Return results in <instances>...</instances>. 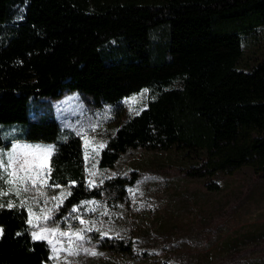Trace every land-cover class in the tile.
<instances>
[{
  "label": "trees",
  "instance_id": "1",
  "mask_svg": "<svg viewBox=\"0 0 264 264\" xmlns=\"http://www.w3.org/2000/svg\"><path fill=\"white\" fill-rule=\"evenodd\" d=\"M261 26L264 0H0V148L54 145L49 183L76 181L57 216L74 223L99 192L87 186L81 137L42 101L64 91L113 108L101 168L140 148L175 153L191 178L248 166L264 179V54L245 57L242 44ZM140 93L143 107L121 120L123 102ZM130 174L103 177L101 188L124 196ZM27 217L20 207L0 209V264L50 263ZM111 241L126 253L131 246Z\"/></svg>",
  "mask_w": 264,
  "mask_h": 264
},
{
  "label": "rangeland",
  "instance_id": "2",
  "mask_svg": "<svg viewBox=\"0 0 264 264\" xmlns=\"http://www.w3.org/2000/svg\"><path fill=\"white\" fill-rule=\"evenodd\" d=\"M242 44L245 57L263 58L264 26L244 37ZM144 99L145 93H140L125 100L120 119L136 114ZM42 101L52 105L62 128L81 137L84 159L88 153L86 179L96 182L87 186L99 192L91 199L94 203L88 204L89 216L82 217L83 224L79 219L77 223L67 217L59 219L58 211L44 222L69 232L92 227L84 231L86 240L79 254L65 258L61 253L59 264H264V179L256 178L248 166L209 179L191 178L187 175L190 165L175 153L133 148L112 167L101 168L100 152L116 123L113 108L96 107L90 96L78 91H64L57 99ZM13 143L53 145L14 141L0 150L7 151ZM131 172H135V181L124 196L101 188V178L121 175L129 179ZM210 183L216 188L208 189ZM27 195L31 198L37 193L33 190ZM51 196L46 190V197L39 198L34 210L39 211ZM12 199L19 203L15 196ZM52 203L49 199L48 206ZM107 238L131 246L127 253L119 251L117 242H107ZM92 250L95 255L89 254ZM49 264L56 262L50 260Z\"/></svg>",
  "mask_w": 264,
  "mask_h": 264
},
{
  "label": "snow or ice",
  "instance_id": "3",
  "mask_svg": "<svg viewBox=\"0 0 264 264\" xmlns=\"http://www.w3.org/2000/svg\"><path fill=\"white\" fill-rule=\"evenodd\" d=\"M83 138V137H82ZM88 141L85 140L87 147ZM102 147V145H101ZM53 145H29L13 143L11 148L7 151L0 150V197L15 196L19 201L17 204L15 200L9 198L6 202L0 200V209L20 207L27 211L28 217L25 221L29 225V233L33 241L41 240L46 241L50 246L48 259L53 260L59 264L61 253L65 254V258L73 254L78 255L82 248V242L86 240L84 231H91V225L86 230H77L69 232L61 230L59 226L49 227L44 222L49 221L52 214L59 210V205L63 200L71 195V187L75 185L76 181H69L67 188L59 184H50V157L54 152ZM88 159V153L85 152V160ZM95 167V166H93ZM88 172V168H85ZM94 173H90V176ZM88 179V186H95V180ZM102 182V181H101ZM62 188L57 195L46 198L44 205L39 208V211L34 210V205L39 204L40 197H46L47 188ZM35 191L37 195L31 198L27 193ZM49 199L54 203L48 206ZM83 204H92L93 201H83ZM91 211L92 209H88ZM71 211L76 213L79 211L76 205H73ZM83 224L84 220L80 216L75 217ZM54 223V222H53ZM3 233V227L0 226V235ZM19 235V233H17ZM107 235V233H101ZM61 237L67 238L66 240L60 239ZM89 252L88 249H84ZM89 254L95 255L92 250Z\"/></svg>",
  "mask_w": 264,
  "mask_h": 264
}]
</instances>
